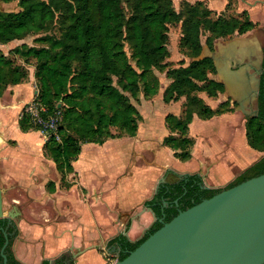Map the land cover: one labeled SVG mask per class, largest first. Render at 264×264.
<instances>
[{"label":"trees","instance_id":"obj_1","mask_svg":"<svg viewBox=\"0 0 264 264\" xmlns=\"http://www.w3.org/2000/svg\"><path fill=\"white\" fill-rule=\"evenodd\" d=\"M17 2L19 9L16 12H0V45L36 35L34 41L41 46L21 44L7 54L0 51V96L8 86L23 83L28 78L26 64L33 61L37 91L34 100L48 113L58 111L61 114L58 127L60 141L54 138L45 141L43 152L54 162L61 179H64L65 173L73 171L72 163L78 157L82 144L101 145L108 139L136 134L141 114L131 99L137 100L140 93L145 97L158 93L159 80L153 71L164 66L163 61L168 55V25L179 21L181 14L173 9L171 0ZM186 7L181 45L197 57L202 50L199 37L201 20L210 11L203 10L201 2L194 5L186 3ZM56 18L60 35H43ZM206 22V29L211 33L205 41L208 48L212 47L214 39L232 35L236 29L240 34L250 29L249 24L244 26L238 20L223 17ZM125 43L132 50L130 56L125 51ZM10 54L16 55L14 57L22 63H13V58H8ZM209 73L216 74L209 58L195 60L186 68L167 72L171 83L163 92V102L185 100L180 116L172 113L165 116V127L169 133L162 143L180 161L191 158L194 139L189 136V125L194 116L207 120L233 109L228 100L211 108L197 95L204 93L208 98H215L224 92L223 84L209 79ZM18 124L23 132L37 129L24 109ZM245 136L248 146L262 153V157L224 189L264 173V51L258 111L255 117L246 119ZM199 182L197 176H191L185 181L159 186L155 198L147 202L156 221L145 234L135 242L124 236L109 241L119 249L117 259L126 258L178 212L224 190L202 189ZM47 188L53 191L54 183H47ZM164 202L167 204L165 208ZM13 231V226L0 219V264H3L1 249L6 241L5 235L8 240L4 249L7 264H21L11 249L15 236Z\"/></svg>","mask_w":264,"mask_h":264},{"label":"crops","instance_id":"obj_2","mask_svg":"<svg viewBox=\"0 0 264 264\" xmlns=\"http://www.w3.org/2000/svg\"><path fill=\"white\" fill-rule=\"evenodd\" d=\"M6 91L13 93L11 100L18 116L12 122L1 115L0 144L4 140L6 145L14 141L16 148L11 146L0 152V179L14 191H26L35 204H50L61 213L72 204L75 212L69 215L76 218L70 228H49L48 231L41 230L37 218H33L35 222L29 226L28 238L22 235L26 243L17 240L13 246L12 252L21 264H110L114 261L106 260L99 248L89 247L94 243L90 240L106 239L101 246L110 253L119 252L116 245L109 244L118 236L130 242L139 240L156 221L155 215L145 208L155 198L159 186L168 183L165 176H173V183L197 176L210 189L224 188L262 157V153L248 146L245 119L237 111L207 120L194 116L189 127L198 119L211 128L201 138H193L191 158L180 161L163 146L168 130L162 129L155 136L153 126L144 123V115L139 110L141 120L134 136L108 139L101 145L82 144L72 163L73 171L61 179L54 162L43 152L44 140L39 138L40 133L19 129L21 110L34 100L37 92L33 70L31 73L28 70V78L23 83L8 86L3 94ZM219 103L209 106L216 108ZM165 104L173 107L172 114L181 115L178 103ZM218 122L224 124L225 132L213 126L212 123ZM49 182L54 183L53 191L47 188ZM29 214L38 215L32 210ZM5 220L13 226V222ZM18 223L21 228L23 221ZM71 238L77 239L72 244L75 254L65 252ZM78 239L87 242L83 244ZM83 247L87 248L78 252Z\"/></svg>","mask_w":264,"mask_h":264},{"label":"water","instance_id":"obj_3","mask_svg":"<svg viewBox=\"0 0 264 264\" xmlns=\"http://www.w3.org/2000/svg\"><path fill=\"white\" fill-rule=\"evenodd\" d=\"M200 58L212 61L224 93L237 104L235 110L255 116L263 60L257 37L218 41L213 51L204 47ZM235 65L239 67L235 69ZM162 205L165 208L167 204ZM145 209L152 212L150 207ZM0 219H6L1 189ZM5 237L3 264H7ZM113 264H264V173L178 212Z\"/></svg>","mask_w":264,"mask_h":264},{"label":"rangeland","instance_id":"obj_4","mask_svg":"<svg viewBox=\"0 0 264 264\" xmlns=\"http://www.w3.org/2000/svg\"><path fill=\"white\" fill-rule=\"evenodd\" d=\"M46 1V0H44ZM201 2V7L204 10L205 6L209 8L208 0H171V4L173 9L176 12H180L181 17L180 20L169 24L168 25V30H167V42H166V49L168 51V55L163 61L164 66L154 68V74L157 76L159 80V91L158 93L153 96V97H145L143 96L142 93H140L137 96V100L131 99V102L136 106L140 112L143 113L144 115V123L149 124L153 126L154 128V135L159 136L162 129H166L164 126V114L171 113L173 110V107H171L168 104H165L162 101V96L164 90L168 87V85L171 83V79L167 77V72L171 70H178L181 68H186L190 65L191 62L195 60H200L201 53L197 57H193V55L190 54V51L183 47L181 45V39L183 38V20L186 16V3L189 5H194L196 2ZM225 1V0H224ZM223 1V2H224ZM228 5L226 6V9H222V7L215 8L212 7L211 13H208V16L204 19L201 20L202 22V28L199 31L200 34V41L202 48L206 46L205 41L206 38L209 39V36H211V33L209 32L208 29H206L208 26L206 21H214L218 17H223L226 19H231V20H236V18L239 16V12L243 5L237 1V0H229ZM204 4V5H203ZM19 9L18 7V2L17 0H9L8 2L0 0V12H16ZM201 9V13H203ZM210 9V8H209ZM128 10V9H127ZM207 10V9H206ZM208 11V10H207ZM129 12V11H127ZM44 34H51L55 36H59V23L58 19L56 18L50 25L47 26ZM37 36L36 35H29L21 40L18 41H13L9 44L5 45H0V51H2L4 54H7L9 50L20 46L21 44H26L28 46H41L39 43H36L34 40ZM257 37V36H256ZM218 39V38H217ZM217 39H214L213 42L217 41ZM203 50V49H202ZM125 51L127 53V56H130L131 54V48L130 46L125 43ZM16 55L10 54L8 56L9 59L13 58V63H19L21 64L22 61L18 57H14ZM204 59V58H202ZM34 62L30 61L28 64H26V67L29 70V73L34 72ZM131 64H133L131 62ZM209 79H213L218 81L217 74L215 73H209L208 74ZM28 81V80H27ZM116 82V79H115ZM13 93L6 91L3 96L0 98V117L3 115L6 119H9L10 121L14 122L16 119V115L18 116V113H16L14 110V104L13 101L11 100ZM199 95L206 104H215V102H224L225 100L229 101V105L233 107L231 112L236 111L235 110V104L226 96L224 92L218 93L215 98H208L204 93H198ZM184 98H180L178 101H175L178 103V107H180V114H182L183 111V102ZM6 106V107H5ZM140 107V108H139ZM26 107L24 108V110ZM22 111V110H21ZM239 112V111H237ZM240 114V112H239ZM241 115V114H240ZM21 116V113L19 117ZM242 116V115H241ZM213 126L217 129H219L222 132H225L226 129H224V124L221 123H212ZM211 124V125H212ZM189 136L192 138L199 139L202 137V134L204 133L207 128H211L210 125H203L200 120L197 119L195 121V124L192 127H189ZM30 132H35L36 130H29ZM40 139L43 140L42 135L40 134L39 136ZM8 145H6V141L4 140V143L0 144V152L4 151L6 148L11 146H15V142H7ZM165 149H168L164 147ZM47 156V155H46ZM48 157V156H47ZM49 158V157H48ZM1 175V174H0ZM165 181H168V183H173L174 182V177L173 176H165ZM0 189L2 190V200H3V211L5 212V217L8 219L10 222H13L14 226V231L13 233L16 234L13 238V244H12V251H13V246L15 245V241L19 240L22 243H26V239L22 238V235L26 236L29 235L28 230L30 229L29 226H33L35 220L33 218H37L36 223L39 226L41 230H50L49 228H53L55 230L58 229H64V228H70L74 226V223L76 221V218L74 216L69 215V212H75L74 209H71L72 204H69V208L63 209L62 213L60 210L57 209L54 210L50 204H46L44 202L40 203H33L30 201V198L28 197V194L26 191H14L9 187L8 184L3 183V181L0 179ZM74 196V194H73ZM33 211V213H37L38 215L36 217L31 216L29 213L30 211ZM11 212L15 214L13 218H10L7 214ZM73 214V213H72ZM22 220V227H19V223L17 225V222ZM30 231V230H29ZM77 239L71 238L68 240L70 242L67 246L68 249L65 252L70 251L71 253L73 251H76L75 248L73 247V242H75ZM79 241L87 242L86 239H78ZM34 241V239L32 240ZM93 241L94 243L92 246L90 245L89 247H96L100 249V252H103L105 254V259L106 260H111V261H116L118 253H110L108 250L105 251L103 249L102 243L106 242V239H95V240H90ZM35 242V241H34ZM58 246V245H57ZM87 247H83L82 249H78V252L84 251ZM77 252V251H76ZM14 253V252H13ZM74 253V252H73ZM75 254V253H74ZM71 256V254H70Z\"/></svg>","mask_w":264,"mask_h":264},{"label":"flooded vegetation","instance_id":"obj_5","mask_svg":"<svg viewBox=\"0 0 264 264\" xmlns=\"http://www.w3.org/2000/svg\"><path fill=\"white\" fill-rule=\"evenodd\" d=\"M223 1L224 0H208V4H209L210 9L207 8L206 6H205V9H207L210 12L212 11L211 10L212 7H215V8L222 7V9H226V6L228 5L229 0H225L224 2ZM237 1H239L243 5V7L241 8V10L238 14L239 16L236 18V20H238L242 24L244 23V26L246 24H249L250 29L248 31H246L245 33H242V34H240L239 30L236 29L232 35L226 36L225 38H218L217 41L212 43L211 48H208L207 46H205V47H207L209 50L213 51L215 48V45L218 41L224 42V41H227V40H230L233 38L243 37V36H255V37L257 36V39L262 44V49L264 51V0H237ZM199 2H202V1H199ZM201 53H202V50H201ZM262 62H263V60H262ZM238 67H239V65L234 66L235 69H237ZM261 68H262V64H261ZM261 74H262V71L259 74V87H260ZM258 98H259V88H258L257 99H256L254 109H253V112H255V116H256V113L258 111ZM234 104L236 107L237 104L236 103H234ZM25 107H26V105H24L23 109ZM240 114L245 119V121L247 118H252V116L248 117L242 113H240ZM255 116H253V117H255ZM199 184H200V187L206 186L205 184H203L202 181H200ZM224 188H217V189H224ZM208 189H210V188H208Z\"/></svg>","mask_w":264,"mask_h":264},{"label":"built area","instance_id":"obj_6","mask_svg":"<svg viewBox=\"0 0 264 264\" xmlns=\"http://www.w3.org/2000/svg\"><path fill=\"white\" fill-rule=\"evenodd\" d=\"M24 111L32 119L37 131L42 135L44 142L50 138L60 141L58 134V127L61 122L60 112L48 113L47 109L35 100L27 104Z\"/></svg>","mask_w":264,"mask_h":264}]
</instances>
